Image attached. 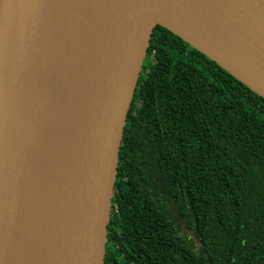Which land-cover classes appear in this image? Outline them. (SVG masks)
I'll return each mask as SVG.
<instances>
[{"label":"water","instance_id":"water-1","mask_svg":"<svg viewBox=\"0 0 264 264\" xmlns=\"http://www.w3.org/2000/svg\"><path fill=\"white\" fill-rule=\"evenodd\" d=\"M157 26L264 99V0H0V264L7 242L25 264H105L119 146ZM71 142H84L83 206L63 185Z\"/></svg>","mask_w":264,"mask_h":264},{"label":"trees","instance_id":"trees-1","mask_svg":"<svg viewBox=\"0 0 264 264\" xmlns=\"http://www.w3.org/2000/svg\"><path fill=\"white\" fill-rule=\"evenodd\" d=\"M118 155L105 264H264V99L157 26Z\"/></svg>","mask_w":264,"mask_h":264},{"label":"bare ground","instance_id":"bare-ground-1","mask_svg":"<svg viewBox=\"0 0 264 264\" xmlns=\"http://www.w3.org/2000/svg\"><path fill=\"white\" fill-rule=\"evenodd\" d=\"M19 65L22 67L23 70H30L26 67V65H23L19 62ZM95 136V133L87 140L90 141ZM84 142L76 144L75 142H71L73 144L70 148V150L66 153L65 157L63 158V174H64V189L65 192L71 196L72 200L76 203L84 205L83 199H81L80 190L78 187L79 181V174L81 171V167L79 166L78 162L76 161L77 155L76 150L79 145H81ZM0 240L2 242H6L2 238V234H0ZM19 244L21 243V240L18 241ZM7 245L9 248H11V258L10 261L12 264H25L26 261L23 259H20L18 256V245H13L10 242H7Z\"/></svg>","mask_w":264,"mask_h":264}]
</instances>
